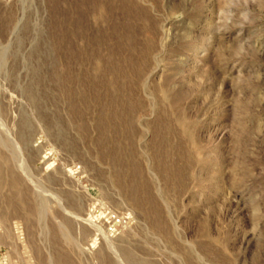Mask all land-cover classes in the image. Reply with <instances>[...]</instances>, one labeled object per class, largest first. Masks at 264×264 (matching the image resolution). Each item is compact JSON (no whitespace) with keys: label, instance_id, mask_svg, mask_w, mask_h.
<instances>
[{"label":"rangeland","instance_id":"374dc122","mask_svg":"<svg viewBox=\"0 0 264 264\" xmlns=\"http://www.w3.org/2000/svg\"><path fill=\"white\" fill-rule=\"evenodd\" d=\"M0 264H264V0H0Z\"/></svg>","mask_w":264,"mask_h":264},{"label":"bare ground","instance_id":"6f19581e","mask_svg":"<svg viewBox=\"0 0 264 264\" xmlns=\"http://www.w3.org/2000/svg\"><path fill=\"white\" fill-rule=\"evenodd\" d=\"M83 80L85 81V83H84L85 84V89H84V92H83L84 95L80 94V96L82 97L83 103L85 105V103L87 102V99H91V100H94V101L97 100V98H96V87H97L96 82L97 81H96V79L95 80L94 79L93 80L90 79L89 76H85ZM66 82H67V85H70V78H67ZM67 91H70V90L67 89ZM88 91H90L89 92V93H91L90 95H89V93L86 94ZM68 93H70V92H68ZM74 93L77 94V92H74ZM120 116L121 115L118 112H116V111H113V112L109 113L108 116L105 118V122H106L105 124H108L110 126V128L112 126V129H115L116 132L121 130V128H123L125 126V124H124L125 122L123 121V119ZM103 128H104V131L106 132V135H108L107 127L103 125ZM126 131H127V129H126ZM113 136H116V135H113ZM116 163H117V161H116Z\"/></svg>","mask_w":264,"mask_h":264}]
</instances>
